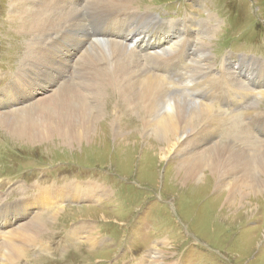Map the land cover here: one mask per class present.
Returning a JSON list of instances; mask_svg holds the SVG:
<instances>
[{
	"label": "rangeland",
	"instance_id": "obj_1",
	"mask_svg": "<svg viewBox=\"0 0 264 264\" xmlns=\"http://www.w3.org/2000/svg\"><path fill=\"white\" fill-rule=\"evenodd\" d=\"M127 1L128 4L119 2L132 10L121 12L117 23L120 25L124 20L123 25L132 21L135 27L137 25L136 34L145 32L143 36L150 37L152 45L146 43L147 47L140 48L138 52H146L139 67L149 69L152 74H155V70L149 63L151 58L175 63L174 55L179 54L174 47H170L171 51L168 52L158 48L152 33L159 32H153L150 28L157 26L162 29V23L154 17L158 15L172 21L175 17L194 16L192 18L202 20L210 14L215 16L217 22L211 23L215 26L212 34L202 38L207 43L205 48L209 53L205 74L216 82L220 81L226 70L221 66L225 63H234L233 69L236 71L241 67L243 77L248 75L249 69L256 71L260 77L264 72V65L261 66L264 63V0H202L201 6L197 5L196 0ZM10 3L11 0H0V105L9 103L7 95L11 92L8 83L18 71L21 60L31 62L24 50L32 36L21 34L16 24L18 18L11 20L14 17L9 14ZM91 23L94 33H102L114 24L100 12L94 13ZM199 31L195 26L194 33ZM100 44L106 46L103 42ZM182 46L196 51L200 42L194 36L189 44L184 42ZM157 53L165 55L160 57ZM112 68L114 66H109L108 70L100 68L98 101L105 119L91 135V140L70 144L54 138L33 144L15 138L0 125V204L13 205L20 201L22 194H33L38 188L52 184L65 187L70 183L98 182L111 194L99 205L92 202L86 205L70 204L65 203L66 200L64 207L58 208L52 222L48 221L46 211L47 227L45 225L44 231L38 232L32 241L24 243L26 252L20 254L17 264H138L143 257L156 251L158 254L159 251L165 253V258H161L162 262L158 264H264V196H250L244 200L242 207L230 206L225 201V193H216V177L211 176L209 171L203 172V181L199 180V184L183 180L178 173L183 152L181 158L176 160L164 159L160 153L163 145L158 144L156 136L150 139L143 137L146 111L125 104L127 96L116 81H110L111 75L124 83L128 81L114 74ZM197 71L190 75L194 76ZM249 85L254 86L255 82L251 80ZM5 86L6 89L2 91ZM125 87L127 90L129 83ZM162 93L165 95L164 91ZM40 94H36L39 99L45 96ZM255 99L252 101L253 107L264 111V98L257 102ZM195 102L189 103V109L196 104L209 103L205 97L196 98ZM164 107L162 103V109ZM242 111L237 112L241 115L237 119L239 124L248 112ZM112 118H120V128L117 130L123 133L124 139L114 138ZM194 125L197 128L193 126V134L185 137L191 144L197 140L196 132L201 126L198 122ZM240 125L241 132L249 128L243 122ZM220 141L218 137L216 143ZM36 210L39 211L37 215L41 213L36 207L26 217L35 223L37 221L32 215ZM21 220L17 221L24 230L27 227L23 225L26 219ZM82 221L92 223L98 239L95 244L72 235V230L78 228L82 224L78 223ZM24 234L22 232V238L27 237ZM0 238L3 242V238ZM157 240L167 245H157ZM39 241H44L43 246L37 244ZM63 241L69 249L68 253L53 256L58 245L55 251H60ZM4 248L8 249L7 246ZM10 254L8 257L12 258L14 255ZM3 261L8 262L6 258ZM147 261L156 264L155 260Z\"/></svg>",
	"mask_w": 264,
	"mask_h": 264
},
{
	"label": "bare ground",
	"instance_id": "obj_2",
	"mask_svg": "<svg viewBox=\"0 0 264 264\" xmlns=\"http://www.w3.org/2000/svg\"><path fill=\"white\" fill-rule=\"evenodd\" d=\"M119 1L128 4L127 0H11L9 14L14 18L10 19L18 18L16 24L21 34L32 36L24 50L31 62L21 60L18 71L8 83L11 93L7 95L9 103L0 105V125L15 138L33 144L54 138L70 144L91 140V135L105 119L98 101L100 68L108 70L109 66H114V74L128 81L124 83L110 74V81H116L127 96L125 104L146 111L143 137L156 136L158 144L163 145L159 151L164 159L176 160L183 152L178 171L183 180L199 184L203 181V172L209 171L216 177V193H225V201L230 206L242 207L246 198L264 196V111L256 110L252 105L255 98L256 102L264 98V72L260 77L249 69L248 75L243 77L241 67L236 71L234 63H225L221 66L226 70L220 81L216 82L205 74L209 53L202 38L212 34L215 26L211 23L217 22L210 14L207 19L186 18L169 23L154 17L162 23V29L150 28L159 32L152 33L158 48L168 52L174 47L179 54L174 55L175 63L151 58L149 63L155 70L152 74L149 69L139 67L140 61L144 60L138 53L140 48L147 47L146 43L152 45L150 37L143 36L145 32L136 34L137 25L135 27L132 21L123 25L124 20L120 25L117 23L121 12L132 10ZM202 2L198 0V3ZM95 12L107 15L114 22L113 26L105 28L102 33H94L91 20ZM195 26L200 29L198 33H194ZM194 36L200 42L197 50L184 49L182 44H189ZM157 55L164 57L165 54ZM172 69L176 74H169ZM197 69L201 73L197 71L194 76L190 75ZM251 80L255 85L250 87ZM128 83L127 91L125 86ZM40 93L45 96L39 99L36 94ZM199 97H205L209 103L196 104L189 109V103H196ZM162 103L165 109H162ZM242 110H248L241 123L249 127H245L249 136L244 134L247 132L243 127L245 132H241V123L237 120L241 118L237 112ZM203 113L205 115L199 118ZM119 119H111V131L115 139H124L123 133L117 130L121 123ZM196 120L201 126L197 125V140L191 144L185 137L193 134ZM218 137L221 139L219 144L216 143ZM82 183H70L65 187L44 186L33 194H22L20 201L13 205L1 203L0 237L3 242L0 238V264H6L5 258L6 262L17 264L20 254L26 252L24 243L32 241L45 225L47 227L46 211L48 221L52 222L66 200L98 205V202L110 198L109 189L101 183ZM36 207L41 210L39 215L37 210L32 215L37 223L26 218ZM20 218L27 219L23 222L27 226L25 231L18 224ZM22 232L27 237L22 238ZM72 234L85 242L95 244L98 241L92 223L88 221H83ZM43 242L37 244L43 246ZM156 244L167 245L163 241ZM9 252L14 255L12 258L8 257ZM163 254L162 251L159 254L158 251L152 252L139 264H151L147 260H155L158 264L162 262L161 258H165Z\"/></svg>",
	"mask_w": 264,
	"mask_h": 264
}]
</instances>
